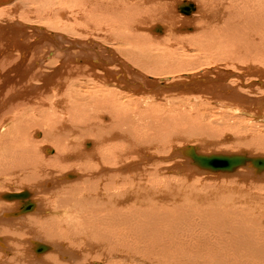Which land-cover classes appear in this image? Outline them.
<instances>
[{
    "label": "bare ground",
    "instance_id": "1",
    "mask_svg": "<svg viewBox=\"0 0 264 264\" xmlns=\"http://www.w3.org/2000/svg\"><path fill=\"white\" fill-rule=\"evenodd\" d=\"M198 1H196L197 3H183V5H181V3L177 4L178 8L180 9L178 11H180L182 15L191 17L193 16L190 21L187 19L180 21L177 20L179 16L175 15L177 12L172 14L170 9L168 11L169 4L166 3V0H133L132 3H127L125 0H22L20 2L19 0H0V7L3 9L7 7L4 9V18L1 19L5 24L0 23V80L3 81V84L5 83L6 85H9L12 90L18 92L16 95L8 94L10 95L8 99L0 101V117L3 118L0 120V124L3 125L2 128L4 127V129H6L9 124L11 125L10 121L14 122L16 125H12V131L10 126L9 129H7L9 130L8 138L4 137V139L2 138L0 141V177H5L8 179V177L19 172L17 170H21L20 172H25L24 181L28 183V187L31 183H39L35 191L36 193L45 195L46 193L44 192L42 186L44 185V182L48 183V181L51 180L54 182V185L53 183L48 185H51V187L54 188L51 190L52 193L48 197L55 200L52 206V213H49L47 212L48 209L45 208V205L48 204L46 203L47 200L42 198L43 201L45 200V202H39L37 200L34 201L32 198L35 196V194L25 189L24 187L26 186H23V191L25 190V192L22 193H11L12 191H8L7 193L2 192L3 194L0 195V257H6L8 259V263L72 264V260L77 262L78 259H82L85 264H96V262H93V260L90 259L91 255H84L82 252L79 253V251H76L74 254H72L70 251L75 248L73 246H71L69 249L66 248L62 240L69 239L78 241L79 238L84 237L85 235L89 236L92 239V253L96 255V253L99 252L101 248L99 249L98 247L97 250H99L95 251V247L100 246L101 242H104L103 238H106L108 235H111L110 233H112V231L109 229L111 224L105 223L109 222L108 217H110L112 220L119 218L120 221H122V216L125 217V214H122L119 217L116 216L118 211L110 209V214L99 221L101 225H103V223L107 224L104 229L100 228V226L99 228L92 227L90 232L87 230L85 232H78L77 229L74 231L63 228V226L66 225V221L60 219V215L58 214L60 212L58 211L60 209L64 210L69 206H76L78 218L81 219L85 217L83 215L84 213H88L89 215L90 213L95 214L97 211H105V209L112 207L113 205L118 206V204H122V201L117 202L118 200L109 203V201L106 200V196L104 195V197L102 195L103 193H101L99 196V192H104L105 189L109 191L111 190L109 187L116 188L118 186L124 190H129V187H127L129 183L127 180H125L128 178V175H126V173L116 174L112 172H126L130 170V167L127 168L128 166H131L130 164H137L138 162L127 163L129 165L123 164L120 168L115 169H108L104 167V162L108 164L112 162H125L128 160L126 155H130L131 153L133 154V150L138 149V154L142 155L148 151V148L155 147L154 145L156 142L161 143V141H163V145L167 146L168 142L173 140L172 134L176 130L165 134V138L163 135V140H158V134L153 132H156L158 128L164 129L165 127L169 132L170 127L179 123V119L177 121L174 120L172 115L171 117L159 116L160 114H158V112L160 108L157 107L158 110H156V113L153 114L154 120L148 124L146 118L150 116V113L143 108L138 109V105L139 107L142 105L140 102L141 100L134 101L131 99L132 101L129 100L127 103L123 102V99L128 96L127 93L132 95V97L135 96L140 99L146 98L149 100V102L161 100L171 102L172 99L176 100V98H181V94L183 92L192 88H201L202 91H208L211 89V93L216 94L217 96V98H215L216 96H212L211 100L218 99L216 104L220 108H231L235 110L237 114L234 116L240 119L243 117V114L250 115L252 113L251 111L253 110L257 112L260 105H262L261 108L264 106V95H258L257 97L255 95V97H253L250 96V94L248 95L245 93V90L246 92L250 91L255 93L256 86L264 88V74L260 75V79H258V81L250 82L251 80H246L247 77L245 80L249 82L243 81L244 76L250 75V73L254 72V70L250 72L246 71L244 76L236 75L232 72V70H219L217 73L219 74L218 78H221V83L218 82V78L216 79L212 75L205 76V73H203L199 78L198 75L197 78H190V74L183 73L181 74V77H177L175 79L168 76L166 78L164 77L165 79L154 78V76H152L154 79L151 80L152 78L149 79L150 76L148 74L145 75V72L149 73L150 75H161L164 73L167 75L176 74L182 71L181 67L183 66L178 65L180 62H177L178 64H174L176 63L174 62L175 59H171L174 63L168 59L172 63L168 61L155 62L156 65L154 64L155 66L152 69H149V66L151 65L148 66V62L146 63L143 61V59H139L138 55L132 57L130 55L132 53L129 54L126 51L127 49H131L130 47L126 49L127 46L132 47L138 45L140 41L145 39L144 34H141L139 29L143 27V24H146L154 17L156 22L160 21L166 23L170 27V31L173 33L172 35L175 37L178 36L177 34L175 35V31H173L175 25L187 23L188 21L198 24L201 22V18H203L201 27L198 29L197 33L194 32L195 30L192 28L193 24H191L192 26L190 27H186L187 32H194V34L196 33L194 37L191 36L190 38H194L193 46L196 48V51H200L202 54L204 53L203 50L206 49L210 52L212 46L221 48L222 43H225L226 41L229 43L228 45L230 46L231 50H236L240 45H242V43L246 42V45L244 46H246V49L251 50L250 54L251 56L253 55V57L255 54L258 55L261 52H264L261 50V46L264 45V0ZM168 2H171V0ZM173 2L175 3V1ZM24 3L27 5L33 4L30 11L26 9L28 12H21L24 10ZM194 3H199L201 7V18L198 16H196L197 18L194 17L198 13V8H200L197 7L198 5H193ZM73 9H77V12L80 13V16H75L74 12L71 11ZM175 10L177 11V8ZM127 11H129V16L126 14ZM29 13L31 15H35L36 19H30ZM16 14H19V19L16 18ZM85 16H87L86 20H82L81 18ZM88 18H91L92 20L88 21ZM55 20H57V22L50 24L48 23ZM78 20L87 24V26L81 31L77 30L78 25L76 26V24H78ZM182 25L185 27V24ZM178 31V34L180 35V30ZM153 32L163 34L164 28L161 25H157L155 28H153L152 33ZM155 33L153 34L157 35ZM243 36H246L247 40H243ZM179 37L183 39L182 36H178V40ZM185 38L186 37H184V39ZM158 39L162 41L161 38ZM159 40L153 41L158 42ZM187 42L188 41L185 43ZM116 43H118L117 50L122 55H125L129 58H122L120 55H118L119 53H117L115 56L116 53L111 47H113L114 44L113 48L115 49ZM104 44H107L111 47ZM252 45H254V47ZM152 50L153 49H150V51ZM41 52L43 54L38 57ZM161 54L163 55L162 52ZM162 55L161 57H163ZM223 55L228 56V53H223ZM258 56L254 57L253 59H257ZM184 60H186V58ZM154 61H152V63H154ZM186 61L187 62L185 63H187V65H185V67H194L190 65V61L189 65L188 60ZM133 65H136L138 69H133ZM183 71L187 70L183 69ZM208 71L211 70L209 69ZM220 73H222V75ZM232 78H237V81L240 83L234 84L228 80ZM77 79L79 80V83L82 80L88 84L83 83L82 90H77L75 84ZM187 80L190 81V83H187ZM163 82H165V84ZM106 84H111L116 87L110 89L102 88V86L104 87ZM19 85L25 88L28 93L27 96H25L24 92H19L23 90V88L18 87ZM0 87H2V85H0ZM85 90L87 91L84 92ZM27 98L29 99V102H31L30 104L27 102ZM258 98H260L259 100L261 101H258ZM17 99L23 100L17 101ZM207 99L208 98H206V100ZM135 102L138 103L135 105ZM143 102L146 101L144 100ZM10 103L11 106L13 105V107L9 106L11 107L10 110L5 112V107H7V104ZM31 104L42 111V114H44V122L42 121L36 123L34 120H28L26 122V119H28V117L25 116L28 112L26 106L29 105L28 109H30L32 107H30ZM155 104L156 103L150 104L151 106L147 110L151 111L153 107L156 106ZM127 105L132 106L134 110H128ZM262 109V111H258H260L261 114L263 113L262 117L264 118V108ZM35 110L37 109H34V111ZM233 110L231 112H233ZM9 113H13L14 115L12 117H7ZM260 113H256L257 117H260ZM184 118L185 117H183V119ZM138 120L142 124H138ZM98 121L101 122L103 127H100L99 125L95 126L97 125ZM107 121H109L108 124H106ZM185 124L188 123L186 122ZM207 129L208 128L206 126L205 129L202 130H199L198 128H195V130L188 129L184 134L180 131L181 136L176 135V139L177 137L181 138L183 135L185 138H188L189 136H193V138L194 136H200L199 138H201L202 142L206 143L207 146L216 147L219 144V137L217 138V134L215 132H208ZM138 130H142L143 134L146 133V131H151L153 134L151 136L150 133L148 138H143L138 135ZM242 132H245V130ZM161 135L162 134L159 133V136ZM229 137L231 139L233 136ZM91 138H93L95 142ZM206 140H209V142ZM211 140L218 142H212ZM239 141L240 140L236 139V143L241 147L242 145H246V142ZM202 142L201 145L204 146ZM232 142L234 141L232 140ZM250 142H248V144ZM89 143L92 146L90 145L88 148L86 145ZM110 144L113 145L108 147ZM183 147L182 149L179 148V150L177 149L172 152V157H177V155H179L178 158L180 157L187 160L189 164L181 163L180 166H178V164L175 165L173 168L178 169V171L186 170V168L189 170L190 167H193L197 173L210 172L213 174H226L230 176V174L237 173L239 170H241L243 172L241 173V177L239 175L237 176L233 174V178L236 176L239 179L234 180L231 177L228 180L231 183L234 181H242V179H244V177H242L244 173L247 174V177H250L248 176L249 174H253L254 176L252 177L257 179L258 177L264 176L263 155H250L251 153L246 151H242L240 154L212 153L219 154L220 156H237L240 158V163L236 164L233 170L229 171L230 173H217L208 170V172H206L204 169L199 167L200 164L196 161L197 159L200 160L201 156L199 155L204 154L200 152L202 151L200 150L201 147L195 144L187 145L184 149ZM193 148L196 150H193V153L190 156L191 149ZM54 149L56 153L54 155L52 154L53 156H49L50 153L54 152ZM19 154L24 157V160H22L23 158H18L19 160L13 158L14 155ZM212 154L210 153V155ZM143 158L141 159L143 160ZM148 160L149 159H146L145 161L147 162ZM170 160L172 159L170 158ZM252 161H255L257 164H259L261 168L256 167ZM98 164H101L99 171L95 172L93 168L97 167ZM243 168L247 169L248 171L244 172L245 170L243 171ZM1 170H4L5 173H1ZM57 170H59L61 173L58 174ZM78 170L83 172L82 179H80V184L77 182L71 183V181V184L68 185H61V183H59L62 177L70 179L72 172H76ZM67 171L69 172L64 175V172ZM109 171H111V173H109ZM105 178L109 179V181L105 180ZM91 179L92 181H90ZM11 180H13V178H11ZM245 180L246 179H244V181ZM152 181L149 180L151 185ZM253 181H255V179ZM89 183L90 186L88 185ZM2 185L3 183H0L1 187H3ZM8 185L6 187H8ZM11 185H13V183ZM131 185H134L135 187V178H132ZM212 186L213 185H211V187ZM46 188H48V186H46ZM65 191H67L68 194L63 197L62 192ZM171 191L170 193L172 194L173 191ZM168 192L169 191L166 193ZM222 192H220V190L219 192L215 191L208 193H204L202 191L199 193L196 192L198 193V196L195 194L193 197L194 201L197 202L198 207L195 209L198 210L200 208H204L203 206H205V211H209L207 213V217L212 220V228L217 229V232L221 236L224 235L226 239L229 238L225 247L229 250L227 252L231 251L234 255V253L239 252L240 254V251L242 253V250H244L243 253L245 256L242 257L249 259L247 257H250L252 256L251 254H254V257L255 255L258 257H256V260H264V239H258L255 235V233L260 232L259 230H262L264 233V211L261 212L260 210L262 207V210H264V206H262L264 204V197L260 199V201L262 200V204L258 200L260 206L253 205L254 207H247L244 206L245 204L243 201H237L235 204L226 203L229 198L222 195ZM245 192L247 191L241 190V192L239 191V194L234 195V193H232L233 196H231L230 201L236 198L243 200L240 197L247 198L248 195ZM13 194L24 196V199L20 198L21 202L15 203V206L14 204L11 205L3 201L8 200L11 201L10 203L17 202L16 200L18 199H10ZM77 195L80 196V198H77ZM153 197L151 194H149L147 197H138V205L149 204L150 206V204H154L153 208L156 211L157 206L155 202L159 197H157V194H153ZM162 197L163 198H159L161 203L160 205L158 204L159 209L164 205H171L170 207L177 210L178 214L181 212L182 208L178 207L181 205L175 204L179 202L177 199V201H175L174 198L170 199L168 196ZM260 197L262 196H259V198ZM115 198L116 197H111L112 200ZM164 198L166 199L161 201ZM154 199L156 201H154ZM188 200L190 201L191 199ZM25 201L27 202L25 203ZM170 201L171 204L169 203ZM187 201H185L186 205L188 204ZM21 203H23V205ZM230 204L232 208H230ZM20 205H22V207L20 208V212H18ZM40 208L43 209L40 210ZM246 211L248 212L246 213ZM252 211L253 213L251 214ZM258 211L261 213L257 214ZM53 212H56V214L52 215ZM153 212L154 210L150 214L152 217V222H147L148 224H153V220H160L162 221L161 223H163L164 219L169 217L167 214H161L160 211H156V213ZM31 213H34V215H29ZM249 213L251 215L256 213L257 215L251 217ZM137 216L134 218H138ZM151 217L149 216L150 219ZM194 217L196 216H193V218ZM167 219H169L168 221L170 222L171 217ZM165 223L167 224L166 221ZM248 223H250L251 227L254 226L253 228L258 227L261 229L258 230V228H256V231H258L255 232V230L250 228V232L254 231V234L249 233L248 229L250 225L248 226ZM141 225L139 226L137 223L134 224L135 227H138L137 231L141 230L139 234L144 237V235L146 236L147 231L143 230L142 232L143 226ZM153 226L155 225H149V227ZM113 227L115 228V226ZM117 227L121 226L117 225ZM169 228H171V230L174 229V227L171 226ZM99 230H102L101 233H99ZM121 230L119 231L122 233L123 231ZM163 233L164 232H158L155 233V235L164 238ZM115 234L119 236L117 232ZM112 235H114V233ZM166 235L168 234L166 233ZM5 237H10L12 242L5 239L4 243ZM109 237H107V239H109ZM156 239L158 241L161 240L160 238ZM161 241H163V239ZM95 242H99V244H94ZM24 243H26V245H23ZM48 243L54 244L55 246ZM207 243H211V241L206 242V244ZM46 244L51 246V250L49 252L55 250L58 254L51 255L49 253H45L43 257L27 254L28 246L32 247L34 245L33 249L35 248L40 251L43 249L42 245ZM220 244L218 246H220ZM207 247H209V245ZM219 249L224 251L223 248ZM64 250L67 254L63 252ZM215 250L212 249L213 253H216ZM203 251L207 252L209 250L206 251L203 249ZM203 251L200 253H194L195 256L193 257V263L200 259L202 256L201 253ZM217 254L213 256L216 257ZM68 255L70 257L68 259H64V257H67ZM211 257L208 256V264H221L220 261H212V258L214 257ZM191 258L192 257L188 258L187 261H191ZM219 258L220 257L217 256V259ZM203 259H205V257H203ZM232 259H235V257ZM240 259L244 260L245 258ZM64 260H68V263H65ZM227 260L228 259H226V261ZM238 260L239 259L233 260L234 263H232L233 261L231 260L229 261H231L230 264H241L239 263L240 260ZM245 261L246 260H244V262ZM247 262L249 261L247 260ZM0 264H2V261H0ZM113 264L115 263L113 262ZM198 264L200 263L198 262Z\"/></svg>",
    "mask_w": 264,
    "mask_h": 264
},
{
    "label": "rangeland",
    "instance_id": "2",
    "mask_svg": "<svg viewBox=\"0 0 264 264\" xmlns=\"http://www.w3.org/2000/svg\"><path fill=\"white\" fill-rule=\"evenodd\" d=\"M20 1H22V0H19V2ZM136 1H139V0H136ZM166 1H167L166 3L169 4L168 5L169 8L168 7H165V8H168V11L170 9L172 14H175L177 12V14H175V15H177L181 18L180 19L178 17L177 20L182 21L183 19H187L190 21L191 18H193V16L191 17V16H187V15H182L180 13V11H178L180 9L178 8L177 4L181 3V5H183V3H185V4L193 3V2H196L198 0H185V1H183V0H171V2H168L169 0H166ZM173 1H175V3ZM180 1H182V2H180ZM190 1H192V2H190ZM125 2L132 3L133 0L132 1L131 0H128V1L125 0ZM196 3H194L193 5H198L197 7H200L199 3L198 4H196ZM32 5L33 4L27 5L26 3H24V10H22L21 12H26L27 10L30 11ZM174 7H175V9L177 8V11L174 9ZM1 8L2 7H0V15H3V14H5L4 9H6L7 7L4 9L3 8L1 9ZM71 11L74 12L75 16H80V13L77 12V9H73ZM197 11H198V13L194 17L198 16L201 18L202 17L201 16V7L198 8ZM126 14L129 16V11H127ZM29 17H30V19L32 18L33 20L36 19L35 15H31L30 13H29ZM86 17L87 16L82 17L81 19L86 20ZM2 18H4V15L0 16V21H2L1 20ZM16 18H18V19L20 18L19 14L17 15ZM152 19L150 21H148L146 24H143V27H141L139 29V32L141 34H144L145 39L140 41V43L137 42L138 45H135L132 47L127 46L126 49L128 47H130L131 49H129V50L127 49L126 51L129 54L132 53V54H130L132 57H135L136 55H138L139 59H143V61L146 63L148 62V66L151 65V66H149V69H152L156 65L155 62L156 63L157 62H165V61L170 62L168 59H170V60L175 59L174 62H176V63H174L172 60L171 61L174 64H178L177 62H180V64H178V65L179 66L182 65L183 67H181L182 71H180L176 74H168V75L165 73L161 74V75H150L149 73L143 71V72H145V75L148 74L150 76L149 79L152 78V76H154V78H159V79H165L167 76L175 79L177 77H181V74H183V73L190 74L191 75L190 78H197V75L199 78L202 76L203 73H205V76L212 75L217 79L218 75H219L217 73V71H219V70H225V71L232 70L233 73H235L236 75H241V76H244L246 74V71L250 72V71L254 70L255 73L251 72L250 75L244 76V78H243L244 79L243 81H245V82H249L250 80H251L250 82H254V81H258V79H260L259 77L261 74H264V62H263L264 61V52L263 53L261 52L260 54H258L260 57L255 54L258 57H257V59L255 58L256 60L253 59L256 56L255 55H254V57H253V55L251 56V54H250L251 50L246 49V46H244V45H246V42L242 43V45H240L238 47L239 49L237 48L236 50H231L230 46L228 45L229 43L226 41L225 43H222L221 48H219L217 46H212L210 52H209V50L207 51V49L203 50V52H204L203 54L200 51H196V48L193 46L194 38L191 39L190 37L191 36L194 37L196 35L198 29L201 27L203 18H201V20H200L201 22L198 24L195 22L192 23V21L191 22L188 21L187 23H182V24H185V27L182 24L175 25V28L173 29V31H175V35L177 34L178 36L183 37V39L181 37H179L180 41L177 38L178 36L175 37L174 35H172L173 34L172 31H170V27L166 23H163L160 21L156 22L154 17ZM89 20H92V19L88 18V21ZM54 22H57V20H55L53 22H48V23L50 24V23H54ZM127 22H128V20H127ZM0 23L5 24L3 21ZM189 23H190V25H189ZM191 24H193L192 28H194V30H195L194 32H196L195 34H194V32L191 33V32H187V30H186V27L192 26ZM77 25H78L77 30H80V31L83 30L87 26V24L83 21H79L78 24H76V26ZM157 25H161L164 28L163 34H158V33L153 32V33L157 34V35H154L152 33L153 28H155ZM178 30H180V35L178 34L179 33ZM73 32H74V30H73ZM146 33H149V34H146ZM184 37H186V38L184 39ZM158 38H161L162 41H160ZM165 38H166V40H165ZM243 38H244L243 40H247L246 36H243ZM146 39H148V40H146ZM153 40H156V41L159 40V41L156 42ZM164 40H165V42H164ZM186 41H188V42L185 43ZM117 44L118 43H116L115 49L113 48L114 44H113V47H111L107 44H104V45L111 47L112 50H114L116 53L115 56L117 55V53H119L118 55H120L122 58H129V57H126L125 55H122L117 50V47H118ZM169 44H171V45H169ZM227 46H229V47H227ZM252 46L254 47V45H252ZM261 47H262L261 50L264 51V45ZM150 49H153V50L150 51ZM154 49H155V51H154ZM161 52L163 53V55L161 54ZM247 52H249V53H247ZM170 53H172V54H170ZM223 53H228V56H224ZM240 53H241V55H240ZM41 54H43V53L41 52L38 55V57L41 56ZM204 54H205V56H204ZM161 55L163 57H161ZM165 55L167 56V58ZM170 55H171V57H170ZM179 57H180V59H179ZM185 58H186V60H188V65H189V61L191 62L190 65L194 66L193 68L185 67V65H187V63H185L187 61L184 60ZM182 60H184V61L181 62ZM197 60H199V61H197ZM152 61H154V63H152ZM172 62H170V63H172ZM135 68H137V66L133 65V69H135ZM183 69H185L187 71H183ZM191 69H193V70H191ZM209 69L211 71H208ZM214 72H216V73H214ZM220 74L222 75V73H220ZM162 75H164V76H162ZM154 78H152L151 80H153ZM245 78H246V80H249V81H246ZM82 79H84V78H82ZM228 80L230 82H233L234 84L240 83L239 81H237V78H232V79H228ZM0 82H1L0 85H2V87H0V89H1L0 90V92H1L0 97L2 96L0 101L6 100L10 97V95H12V94L16 95L18 93L15 90H12L9 85H6L5 83L3 84V81L0 80ZM186 82L190 83V81H188V80ZM218 82L221 83V78H218ZM235 82H237V83H235ZM78 83H79V80L77 79L75 82L77 90L78 89L82 90L83 83L88 84V83L83 82L82 80L79 84ZM163 83L165 84V82H163ZM224 84H225V82H224ZM6 86L9 88H7ZM18 87L23 88V90H24L23 91L21 89L22 91H19V92H24L25 96L28 95V93L24 87H22L21 85H19ZM113 87H116V86H113L111 84H108V85L106 84L104 87L102 86V88H105V89H107V88L110 89ZM257 87H260V86L255 87L256 88L255 93H252L250 91L246 92V90H245V93L248 95L250 94V96H253V97H255V95H256V97L258 95L259 96L264 95V93H263L264 88L260 87L261 88L260 89ZM5 90H7V91H5ZM11 91H13V92H11ZM86 91L87 90H85L84 92H86ZM123 93H125V92H123ZM8 94H10V95H8ZM127 95L128 96H126L125 99H123V102L127 103L131 99L134 101L141 100L140 102L142 105H140V107L138 105V109L143 108L144 110H146L150 113V116L148 118H146V120L148 121V124L154 120L153 114H155L156 110H158L157 107L160 108L159 112H158V114H160L159 116H161V117L162 116H165V117L170 116L171 117V115H172L173 116L172 118L174 120L177 121L179 119L178 120L179 123L170 127L169 132L166 129V127L164 129L158 128L156 130V132L152 131L153 133L158 134V136H157L158 140H163V137L165 138V136H166L165 134H167V133H171L175 130L177 132L176 131L173 132V134H172L173 140L171 139L172 141H169L170 143L168 142L169 146L168 145L164 146L163 141H161V143L156 142V144L154 145L155 147L148 148V151L143 153L142 155L138 154V149L133 150L134 151L133 154L131 153L130 155H126V158H128V160H126L125 162H121V163L112 162L109 164L104 162L105 163L104 167H106L108 169L120 168L121 165H123V164L131 163V162L132 163L138 162L137 164H134V163L130 164L131 166L127 167V168L130 167L129 168L130 170H128L126 172H121V171H113L112 172V173H116V174L126 173V175H128V178L125 180H127V182L129 183V185L127 186V187H129V190H124L120 186H118L116 188L109 187V188H111V190H109V191L105 189L104 192H99V196L101 195V193H103L102 195L106 196V198H107L106 200L109 201V203H111L112 201L118 200L117 202L122 201V204H118V206L113 205L112 207L105 209V211L100 210V212L97 211L95 214L90 213L91 216L88 213H86V214L84 213L83 215L85 217H83L81 219L78 218V214L76 212V206L75 207L69 206L64 210L60 209L58 211L60 213H58V214L60 215V219L66 221V225L63 226L64 229L74 230V231L77 229L78 232H82V231L85 232L87 230L88 232H90L92 227L99 228L101 226L100 228L104 229V227L107 225L105 223H109V224H111V226L109 225L110 226L109 229L112 231V233H110L111 235L107 236V237L110 236L109 239H107V237L103 238L104 242L103 243L101 242L100 246L95 247V249H96V250L94 249L95 251H98L101 248V250L99 252H97L96 255L92 253V244H91L92 239L86 235L84 237L79 238L78 241L69 240V239L65 238L66 240H62V242L65 244L66 248L69 249L71 246H73L75 249L70 251L72 254H74V252H76V251H79V253L82 252L84 255H88V256L91 255L90 259L93 260V262H96V264L97 263H99V264H113V262L115 264H192L193 263L192 261L194 260L193 257L195 256L194 253L195 252L200 253L201 251H203V249L206 251L207 250H209V251H207V252L203 251L201 253L202 256L200 257V259L194 262L195 264H198V262L200 264H208V256L211 257V255H212V257H214V258L211 257L212 261L217 260V261H220L221 264H230L231 261L236 260V259H239L240 261L239 260L238 261L241 264H247V263L248 264H257L258 262H260L258 264H264V260H260V259L256 260L258 257L256 255L254 257V254H251L252 256L247 257L249 259H246V257H242V256H245L243 253L244 250H242L243 251L242 253L240 251V254L238 252V253H234V255H233V252H231V251L227 252L229 250L226 249L225 247L227 245L229 238L226 239V237L224 235L221 236L217 232V229L212 228V220L209 219V217H207V213L209 211H205V209H204V208H206L205 206H203L204 208L199 207L200 209H198V210L195 209L198 207V205H197V202L194 201V197H193V196H195V194H196V196H198V193L200 191H202L204 193H206V192L208 193V192H215V191L219 192V190H220V192L226 191V192H222V195L229 198V200L226 203L235 204L237 201H243V203L245 204L244 206H247V207L260 206V203L262 204V200L260 201V199H262L264 197V176L258 177V179H257V178L252 177V176H254L253 174L252 175L249 174L248 176H250V177H247V174L244 173L242 177H244V179H246L245 181H244V179H242V181H237V182L234 181L233 183H231L228 181L231 177L234 180L239 179L236 176H235V178H233V174L237 175V176L239 175L241 177V173H243L241 170H239L237 173L230 174V176L226 175V174H213L210 172L209 173L200 172L201 173L200 174V173H197L193 169V167H190L189 170L186 168V170L178 171V169H176V168L174 169L173 167L177 164H178V166H180L181 163L182 164H184V163L188 164V161L183 159V158H180V157L178 158L179 155H177V157H172V154H173L172 152H174V150H177V149L179 150V148L182 149L183 146H184L183 147V149H184L187 145H193V144L200 146L202 148V149L200 148V150H202L200 152L207 154V155H210V153L211 154L212 153H234V154L237 153V154H240V153H242V151H246L248 153H251L250 155H252V154L253 155H259L260 154V155L264 156V152H263L264 151V140H260V139H264L263 138L264 137V118L262 117L263 113L261 114L260 111H258V110L262 111L263 110L262 108H264V106L261 108L262 105H260L257 112H255L253 110V111H251L252 113L250 112L251 113L250 115H244L243 114L242 116L244 117V119H243V117L240 119L238 117H235L237 114L235 112V110H233L231 108H220L216 104V101L218 99L211 100L212 96H216V94L211 93V89L208 91H202L201 88L200 89L199 88H192L190 90H186L185 92H183L181 94V98H176V100L172 99L171 102L165 101V100L164 101L161 100V101H156V102H149V100H147L146 98L140 99V98H137L135 96L132 97V95H130L128 93H127ZM202 95H204L205 97ZM23 98H25V97H23ZM206 98H208V99L206 100ZM215 98H217V96ZM259 99L260 98H258V101H261ZM21 100H23V99H17V101H21ZM144 100L146 102H143ZM27 102L29 104L31 103V102H29L28 98H27ZM137 103L138 102H135L134 104L136 105ZM154 103H156L155 104L156 106L153 107V109L151 111L147 110L151 106L150 104H154ZM144 104H146V105H144ZM7 105L8 106L5 107V109H6L5 112L9 111L10 108L13 107V105L11 106V103L7 104ZM9 106H11V107H9ZM31 106H32V104L30 105V107ZM28 107H29V105L26 106V109L28 110L27 114L25 115L26 117H28V119H26V122L28 120H32V121L34 120L36 123L42 122V121L44 122V114H42L41 110H39L36 106H32L30 109H28ZM127 108H128V110H131V109L134 110V108L132 106H129V105H127ZM34 109H37V110L34 111ZM232 110H233V112H231ZM256 113H260L261 114L260 117H262L263 119L260 117H257ZM13 115H14L13 113H9L7 115V117H12ZM225 115H227V116H225ZM183 117H185V118L183 119ZM230 117L231 118L235 117V118L231 119ZM5 118H6V116H5ZM1 119H3V118L0 117V120ZM246 119H248V120H246ZM182 120L183 121L187 120V121L183 122ZM108 122L109 121H107L106 124H108ZM186 122L188 124H185ZM230 122H232V123H230ZM10 123H11V125L9 124L6 129H4V127L2 128L3 125L0 124V127H1L0 141L2 138L4 139V137L8 138V131L9 130H7V129H9L10 126H11V131L13 129L12 125L16 126L14 122L10 121ZM139 123L142 124L138 120V124ZM39 124H41V123H39ZM98 125L100 127H103V125H101V122H99V121L97 122V125H95V126H98ZM205 126L208 128L207 129L208 132H215L217 134V138L219 137L218 138L219 142L211 140L212 142H218L219 143L216 147L215 146L214 147L213 146H207L206 143L202 142V139L199 138L200 136L199 137L194 136V138H193V136H189L191 138H189V137L185 138V137H183L184 136L183 135L181 138L177 137V139H176V135L181 136L180 131L184 134L188 129L189 130L190 129L195 130V128L196 129L198 128L199 130L200 129L202 130V129H205ZM240 126H242V127H240ZM223 127H225L226 129ZM244 130H245V132H242ZM150 133H151V131H146V133L143 134L142 130L141 131L138 130V135L143 137V138H148ZM153 133H151V136ZM159 133L162 135L159 136ZM229 136H231V137L233 136L232 138H234V139H232V138L231 139L234 142H232V140L230 139ZM224 137H225V139H224ZM88 139H90V138H88ZM91 139L95 142V140L93 138H91ZM236 139L240 140L239 142H246V145H242V147H243L242 148L240 145H238L236 143ZM209 140H206V141L209 142ZM201 142H202V144H204V146L201 145ZM248 142H250L251 144L250 143L248 144ZM90 145L91 144L89 143L86 146L89 148ZM112 145L113 144H110L108 147H111ZM171 147H173V148H171ZM140 148H143V147H140ZM55 153L56 152L54 149V152L50 153V155L49 154L48 155L53 156ZM145 156H146V158H145ZM155 157H156V159H155ZM13 158L17 159V160H19L18 158H20V159L23 158L22 160H24V157L20 154L14 155ZM141 158H143V160ZM170 158L172 160H170ZM146 159H149L150 161L148 160L147 161L148 163H147L145 161ZM176 160H180V161H176ZM100 165L101 164H98V166L94 167L93 170L95 172H98ZM127 165H129V164H127ZM190 169H191V171H190ZM242 170L243 171L245 170L244 172L248 171L245 168H243ZM17 171H19V172L14 174L16 177L14 175L10 176L11 178H13V180H11L10 177H8V179L5 177H0V183H3V185H2L3 187L0 186V195L3 193H7L8 191H10V192L12 191L11 193H22V192H25V190L23 191V189L25 188V189H27V190H29L35 194V196L32 198L34 201H36V200L39 202L43 201L42 198L47 200L46 203H48V204L45 205L46 206L45 208L48 209L47 212L52 213V208H53L52 206H53L55 200L50 199L48 196L52 193L51 190L54 187H51V185H48V184L53 183V185H54V182L51 180H49L48 183L44 182V185L42 186V188L44 189V192L46 193V195L41 194V193H36L35 189L39 183H37V184L31 183L30 184L31 186L29 185V187H28V185H27L28 183L24 181L25 180V177H24L25 172H20L21 170H17ZM57 171H58L57 172L58 174L61 173L59 170H57ZM78 171L72 172V176H70L71 177L70 179L62 177V179L59 181V183H61V185L62 184L68 185V184L76 183V182L80 184L81 183L80 179H82V173L83 172H80V171L78 172ZM3 172L5 173L4 170H1V173H3ZM68 172L69 171L64 172V175H66ZM109 173H111V171H109ZM21 175H23V176H21ZM132 178H135V187H134V185H131ZM254 179H255V181H253ZM2 180H4V181H2ZM105 180L109 181V179H107V178H105ZM149 180L150 181L153 180L152 185L149 183ZM70 181H71V183H70ZM90 181H92V179ZM12 183H13V185H11ZM7 185H8V187H6ZM88 185L90 186V183ZM211 185H213L212 186L213 188L211 187ZM23 186H26V187L23 188ZM46 186H48V188H46ZM168 186H170V187H168ZM171 186H173V187H171ZM139 188H141V189H139ZM170 188L173 192L170 190ZM10 189H12V190H10ZM166 190L169 191L168 193H170V191H171L172 194L166 193L167 192ZM241 190L247 191L245 193H247L248 197L247 198L240 197L243 200L236 198V199H232V201H230L231 196H233L232 193H234V195L239 194V191L241 192ZM196 192H198V193H196ZM47 193H49V194H47ZM173 193H174V195H173ZM67 194H68L67 191L62 192L63 197H65V195H67ZM149 194H151L152 197H153V194H157V197H159V198H163L162 196H168V198H170V199L174 198L175 201L178 200L179 202H177L175 204L181 205V206H178V207L182 208V210L180 212L181 214L180 213L178 214L177 210H175L174 208H171L170 207L171 205H164V206L162 205L163 207L159 209L158 204L159 205L161 204L160 199L158 198L157 201L154 199V201H156L155 203H156L157 209H159V210L156 209V211H160L161 214H165V215L167 214L169 217H171L172 220L170 219V222H169L168 221L169 219H167L169 217L164 219L163 223H161L162 221H160V220H153V224L155 226L149 227V225H153V224L147 223V222H149V223L152 222V217L150 214L153 210L156 213L155 209L153 208L154 204H150V206H149V204L138 205V197H140V198L147 197V196H149ZM42 195H43V197H42ZM257 195L262 196V197L259 198V196H257ZM96 196H98V195H96ZM111 197H116V198L112 200ZM77 198H80V196L77 195ZM166 198L162 199L161 201H164ZM183 198H185V199H183ZM188 199H191L193 201V203L191 200L189 201ZM45 200L43 202H45ZM258 200L260 201V203L258 202ZM3 201L6 203H9L11 205L14 204V206L16 205L15 203L21 202L20 200H16L17 202H12V203H10L11 201H8V200L7 201L3 200ZM185 201H187V203H188L187 205H186ZM169 203L171 204V201ZM141 206H143V207H141ZM187 206H189V207H187ZM262 206H264V204ZM178 207H176V208H178ZM43 208H44V204H43ZM43 208H40V210ZM230 208H232L231 204H230ZM110 209L118 211L116 216L120 217V215L125 214V217L122 216V219H123V220L121 219L122 221H120L119 218L112 220L110 217H108L109 222H105V223H103V225H101V223L99 221L102 218H104L110 214V212H111ZM178 209H180V208H178ZM262 209H263V207L260 209L261 212L264 211ZM253 211L251 212V214L253 213ZM247 212L248 211H246V213ZM261 212L258 211L257 214H259ZM34 213H31L29 215H34ZM203 213H206V214H203ZM55 214H56V212H53L52 215H55ZM257 214L254 213L253 215H251V217H253L254 215H257ZM136 216L138 218H134ZM149 216L151 217V219L149 218ZM193 216H196L194 218H197V219H194ZM163 217H166V216H163ZM201 217H203V218H201ZM84 218H85V220H84ZM147 220H149V221H147ZM140 221H142V222H140ZM165 221L167 222V224L165 223ZM201 221H203V222H201ZM135 223H137V225H139V226L142 224L141 225V226H143L142 232H143V230L147 231L146 236L144 235V237L146 239L141 234H139L141 232V230L137 231L138 227L134 226ZM138 223H141V224H138ZM170 223L173 225H171ZM117 225L118 226L120 225L121 227H117ZM166 225H167V227H166ZM168 225H170L171 227H174V229L171 230V228H169L170 226H168ZM205 225H208V226H205ZM249 225H250V223H248V226ZM113 226H115V228ZM200 227H202V228H200ZM253 227H251V225L249 226V229H248L249 233L254 234V231L250 232V230H251L250 228H252V230H255V232H257L259 229H261V228L256 227V228H258V230L256 231V228H253ZM119 230H121L123 232L121 233ZM151 230H152V232H151ZM101 231L99 233H101ZM104 231H106V230H104ZM166 231H169V232H166ZM259 231L260 232L255 233L256 237L258 239H264V237H262V236H264L263 231L262 230H259ZM116 232L118 233L119 236H117L115 234ZM134 232L136 235L134 234ZM158 232H160V233L164 232L163 233L164 238L160 237L158 235H155V233H158ZM113 233H114V235H112ZM119 233H121V234H119ZM166 233L168 235H166ZM173 233H175V234H173ZM174 235H175V237H174ZM194 235H196V236H194ZM260 235H261V237H260ZM122 236L124 237V239ZM199 236H201V237H199ZM173 237L176 239H174ZM191 237H194V238H191ZM156 238H160L161 240L163 239V241H161V240L158 241ZM197 238H199V239H197ZM5 239L12 242V239H10V237L9 238L5 237L4 243H5ZM171 240H172V243L174 242L173 244L171 243ZM209 241H211L212 244L211 243L206 244V242H209ZM217 243H219V244L221 243L220 244L221 247L218 246L219 244H217ZM48 244H50V243H48ZM94 244H99V242H95ZM159 244H161V245H159ZM168 244L171 246H169ZM23 245H26V243H24ZM50 245H54V244H50ZM50 245L46 244V245H42V246L48 247L51 250ZM208 245H209V247H207ZM216 245L218 246V248ZM214 246H215V248H214ZM33 247H34V245L32 247L28 246V253H27L28 255L38 256V257L44 256L45 253H42L41 255H36L34 253L36 249L35 248L33 249ZM98 247H99V249L97 250ZM166 248H169V249H166ZM219 248H223L224 251L220 250ZM179 249H181V250H179ZM212 249H214V250L216 249L215 250L216 253H213ZM50 250L48 249L49 254H51V255H57L58 254L55 250L49 252ZM180 251H182L184 253H182ZM1 252H3V251H1ZM63 252L66 253L65 250ZM217 253H219V254H217ZM183 254H185V255H183ZM215 254H217L216 257L213 256ZM206 256H207V258H206ZM217 256H219L220 258L217 259ZM236 256H237V258H236ZM238 256H240V257H238ZM69 257L70 256L68 255L67 257H64V259H68ZM190 257H192L191 261H187V259ZM203 257H205V259H203ZM234 257H235V259H232ZM240 258H245L244 259V260H246L245 262H247V260L249 262L245 263L244 260L240 259ZM0 259H1L0 261H2V264L3 263L4 264H12V263H8V259L6 257L4 258V256L0 257ZM226 259H228V260L226 261ZM229 260H231V261H229ZM78 261L75 262L74 260H72V264H77V263L85 264V262H83L82 259H78ZM202 261H203V263H202ZM64 262L68 263V260H64ZM232 263H234V261ZM15 264H19V263H15Z\"/></svg>",
    "mask_w": 264,
    "mask_h": 264
},
{
    "label": "water",
    "instance_id": "3",
    "mask_svg": "<svg viewBox=\"0 0 264 264\" xmlns=\"http://www.w3.org/2000/svg\"><path fill=\"white\" fill-rule=\"evenodd\" d=\"M193 150L196 149H191V154L193 153ZM200 160H196L199 164H200V168L204 169L206 172L208 171H214V172H222V173H230L229 171H232L233 168L235 167L236 164L240 163V158L234 155L231 156H227V155H223L220 156L219 154H212V155H204L201 154L199 155ZM262 160V159H261ZM253 164L258 167L261 168V166L259 164H257L255 161H252ZM202 170V171H204ZM208 170V171H207ZM24 196H18L16 194H13L12 197H10V199H24Z\"/></svg>",
    "mask_w": 264,
    "mask_h": 264
},
{
    "label": "crops",
    "instance_id": "4",
    "mask_svg": "<svg viewBox=\"0 0 264 264\" xmlns=\"http://www.w3.org/2000/svg\"><path fill=\"white\" fill-rule=\"evenodd\" d=\"M26 202H27V201H25V203H26ZM21 204L23 205V203H21ZM22 205L19 206V210H18V212H20V208L22 207ZM27 214H28V213H27ZM46 248H47V249H46ZM48 249L50 250V248H48V247H43L42 251H41V250L39 251L38 249H36L34 253H35L36 255H41L42 253H48Z\"/></svg>",
    "mask_w": 264,
    "mask_h": 264
}]
</instances>
